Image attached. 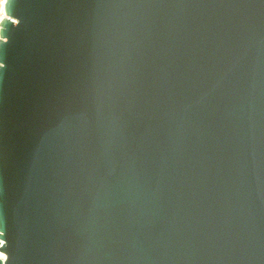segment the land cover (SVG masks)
Masks as SVG:
<instances>
[{
  "label": "water",
  "instance_id": "95a60500",
  "mask_svg": "<svg viewBox=\"0 0 264 264\" xmlns=\"http://www.w3.org/2000/svg\"><path fill=\"white\" fill-rule=\"evenodd\" d=\"M0 264H264V0H5Z\"/></svg>",
  "mask_w": 264,
  "mask_h": 264
},
{
  "label": "bare ground",
  "instance_id": "6f19581e",
  "mask_svg": "<svg viewBox=\"0 0 264 264\" xmlns=\"http://www.w3.org/2000/svg\"><path fill=\"white\" fill-rule=\"evenodd\" d=\"M4 3L5 0H0V12H1V18L4 17ZM5 254L3 252H0V258H4Z\"/></svg>",
  "mask_w": 264,
  "mask_h": 264
},
{
  "label": "snow or ice",
  "instance_id": "6c2138e0",
  "mask_svg": "<svg viewBox=\"0 0 264 264\" xmlns=\"http://www.w3.org/2000/svg\"><path fill=\"white\" fill-rule=\"evenodd\" d=\"M3 52V44H0V53ZM0 59H2V55H0Z\"/></svg>",
  "mask_w": 264,
  "mask_h": 264
},
{
  "label": "built area",
  "instance_id": "2783aa9c",
  "mask_svg": "<svg viewBox=\"0 0 264 264\" xmlns=\"http://www.w3.org/2000/svg\"><path fill=\"white\" fill-rule=\"evenodd\" d=\"M2 18H1V12H0V20H1Z\"/></svg>",
  "mask_w": 264,
  "mask_h": 264
}]
</instances>
